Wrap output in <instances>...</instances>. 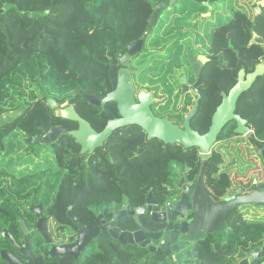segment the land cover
<instances>
[{"label": "trees", "instance_id": "16d2710c", "mask_svg": "<svg viewBox=\"0 0 264 264\" xmlns=\"http://www.w3.org/2000/svg\"><path fill=\"white\" fill-rule=\"evenodd\" d=\"M169 2L0 0V166L11 170L5 173L9 178L0 183V249L15 250L10 240L2 237L3 229L22 242L19 219L30 227L34 212L27 209L23 214L17 202L26 199L31 205L33 192L40 195L38 202L47 217L49 233L67 239L76 228L67 219L69 206L81 223L92 225L104 209L110 218L112 208L118 211L124 205H143L149 192L157 206L164 204L175 192L178 173L185 181L195 180L203 163L196 147L148 140L133 124L122 134L115 135L114 131L104 147L96 150L99 156L86 157L67 133L77 127L76 122L58 116L46 96L39 98L30 90V97L25 98L27 81L60 95L51 98L58 106L74 98L79 115L101 131L107 120L117 115L115 103L108 102L101 110L83 97L82 90L87 89L97 99L105 96L109 63L115 64L128 44L142 39L144 50L130 65L135 86L154 93L151 109L155 115L181 124L195 97L187 93L180 98L179 78L185 71L179 70L187 58L180 41L190 37L191 43L209 57L200 73L198 108L190 119L192 129L206 132L221 102V92L227 93L234 86L239 70L249 73L264 64V4L257 10L255 0ZM159 3L165 7L152 26L149 19ZM213 10L218 19L220 10L225 13V19L216 26ZM206 13L209 16L202 15ZM187 81L192 83L193 75ZM19 108L9 118H1ZM235 112L251 126L249 141L262 158L264 74L239 95ZM46 126H62L65 132L49 144L32 142L47 132ZM234 127V122L227 123L218 140L236 136ZM30 151L42 155L33 162L34 168L40 169L38 174H22L23 170L15 174L17 159L31 160ZM133 222L124 223L130 227ZM115 241L103 229L85 253L86 264H112L116 253L126 264H238L246 254L262 249L264 219L248 221L240 209L230 211L223 229L201 241L196 263L190 256L189 260L181 254L152 256L145 254L143 247ZM261 262L264 256L258 259V264ZM0 264L7 262L0 260Z\"/></svg>", "mask_w": 264, "mask_h": 264}, {"label": "water", "instance_id": "95a60500", "mask_svg": "<svg viewBox=\"0 0 264 264\" xmlns=\"http://www.w3.org/2000/svg\"><path fill=\"white\" fill-rule=\"evenodd\" d=\"M176 0H170L169 5L174 4ZM165 7L164 3H159L155 5L154 10L150 16L149 24L154 26L158 18V14ZM260 40V38H256ZM143 41L140 39L129 45H127V51L119 59L120 68L115 71L114 63L111 61L109 63L110 70L109 83H105L107 93L101 99H97L87 93V89L82 90V95L90 103L101 107L104 109L108 102H114L116 104L119 117L107 120L104 128L101 131H96L91 124L81 117L79 113L74 108V98H70L66 105H59L56 110L58 116L63 119H68L77 123V127L67 131V133L75 139V141L80 146V153L84 154L86 152L91 153L96 148L101 147L107 139L112 135V133L124 126L128 125H138L143 132L146 134L148 140L158 139L164 144H180L184 148L196 147L200 154L210 153L213 146L218 141V136L224 126L229 122H234L235 127L233 129L234 133L240 136L248 134L249 125L245 118H242L236 111V103L239 95L246 91L256 78L264 74V64H259L255 67L252 72L246 73L244 69H240L238 72L237 82L232 88L226 93L221 92V102L216 107L215 111L211 116V123L208 130L204 133H199L192 129L190 126V119L195 114L198 108L199 93L197 88L201 84L200 73L204 64L208 62V58L204 55H198L195 62L191 63V70L195 74L196 81L194 82L191 93L195 96L194 103L190 111L184 115L181 124H174L169 121L166 117H160L153 113L151 105L154 103L153 94L146 90H140L135 95V85L132 77V72L128 68V59L131 54H134L139 49H141ZM185 77L182 76L180 82L182 83V93L188 90V87L183 83ZM48 104L53 107L57 106L54 99H48ZM47 132L44 135L32 138V142L35 140L39 143L49 144L55 141V139L62 133L65 132V128L62 126H46ZM262 156V161L264 163V150L260 151ZM205 173L204 162L201 165L200 173L197 177L196 182L186 183L184 179L180 180V185L182 186V198L180 202L174 205L178 209V215L172 217L171 220L179 219L183 217V214L187 211H193L195 218L191 224L186 228L189 232V239L195 241L194 247L191 250V256L195 259V263L199 262L198 250L201 245V240L203 239L205 233H217L221 231L225 225V221L230 211L240 208L243 205H257L264 207V184L254 187L249 193H241V189L236 190V196L231 200L226 201H214L209 197V194L203 187V176ZM152 193L149 192L145 199V204L134 210L137 216L148 207L151 209V199ZM186 203L185 206L183 204ZM148 205V206H146ZM126 205L123 206V210ZM164 208V207H162ZM29 210L33 211L36 216H41L42 204L38 206L30 205ZM70 218L74 222H77L78 218L70 215ZM156 214H153V218ZM115 221L107 224V226H115L114 230H109V233L122 244H133L136 243L139 246H144L147 242L142 243L138 238L140 231L131 232L123 231L121 232L117 228V220L119 219L118 213L113 215ZM19 226L24 234V244L17 242L14 237L6 230L3 229L1 232L2 237L7 238L10 242L27 257V262L23 263L21 260L15 256L12 252L6 249H0V260H4L7 264H33L34 257L31 255L30 248V232L29 228L25 224L23 219H19ZM38 230L42 233L43 237L46 238L47 242H51L50 235L47 232L46 218L43 217L39 221L37 226ZM79 230L77 237L74 242L63 245H52L51 254L54 250H58L61 256L68 253L72 254L74 250H83L86 245L90 242V239L97 235L100 231L99 227L86 228L82 227L81 223L77 224ZM185 230V231H186ZM195 231H198L193 235ZM164 232V231H163ZM119 234V235H117ZM174 235V236H173ZM163 240L161 241L162 250L172 251L178 250L179 247H186L189 245V241L184 242H173L176 239V232L173 231L169 237L167 233H164ZM173 242L171 245H165L166 243ZM149 243V240H148ZM156 243V242H152ZM214 248V244H212ZM152 250L153 246L148 247ZM264 256V244L261 250L251 251L246 254L243 259H241L238 264H258V259ZM42 258V256H41ZM61 260H59L60 264ZM42 264V262H41ZM260 264H264L261 262Z\"/></svg>", "mask_w": 264, "mask_h": 264}, {"label": "flooded vegetation", "instance_id": "af4514ba", "mask_svg": "<svg viewBox=\"0 0 264 264\" xmlns=\"http://www.w3.org/2000/svg\"><path fill=\"white\" fill-rule=\"evenodd\" d=\"M202 15L203 16H209V13L202 14ZM147 34H148V32H145V36ZM186 39L181 40L180 43L183 44V47L184 48H188V50L193 51L192 48H189V46L191 45V43L189 45V42H187ZM142 41H143V43H142L141 49H139L134 54H131L130 55V58L128 59V65L127 66H128L129 69H130L131 63L134 62V61H136V60H138L139 56L141 55L142 51L144 50V40H142ZM122 55L118 56L117 57V60L115 61V64H114L115 71H117L120 68L119 59L122 57ZM198 55H204V56H206L209 59V57L207 55L202 54L201 52L200 53H196V54H193V53L188 54V57L186 59V65L189 67V69H188V71L185 70V72L182 74V76L185 77L183 83L188 87V90H186L184 93L181 92L182 91V86H181L182 83L180 82V79L182 78V76H181L179 78V83H180V86H181L180 98L183 95L187 94V93H190L191 95H193L191 93L190 89L192 88L194 82L196 81V78H195L194 72L191 70V67H190L191 63L189 62V58L191 59L192 62H195L197 60V58H198ZM190 75H193V77H194V81L192 83H189L187 81V79H188V77ZM132 77H133V75H132ZM134 85H135V82H134ZM143 89L146 90V91H148V92H151L153 94V98H154V102H155L154 93L152 91H149V90L145 89V88H137L135 86V95L140 90H143ZM194 99H195V97H194ZM193 103H194V101H193ZM115 107H116V104H115ZM116 110H117V108H116ZM117 117H119L118 111H117V115H115L113 118H117ZM110 119H112V118H110ZM127 127L128 126L121 127L120 130H117L116 129L115 130V135L116 134H122L124 131H126V128ZM142 132H143V130H142ZM145 136H146V134H145ZM105 143L101 147H104ZM101 147H98V148H101ZM98 148H96L91 153L86 152V153H84V155L86 157H89V156H99V154L96 152V150ZM199 173H200V171L196 175L195 180H193V181H185L184 180V182H186V183L196 182ZM205 173H206V170H205ZM181 179H184V178L182 177V175L180 173H178V180L174 182L175 183V192L172 194V196L164 204H162L160 206H157L156 205V202L154 200V197L152 195L151 196V199H152L151 209H148V207H145V209H143V211L137 216V220H136V215H135L134 210H136L140 206L139 207H134V208H129L126 205V208L124 210H123V207L120 210H118V211H115V208H112V212H111V217L110 218H107L108 211L106 209H104L103 212L97 214V218H94L93 219V221H92L93 224L92 225H86L83 222L82 223L80 222L78 216H76L74 213H71V208L72 207L69 206V208L67 210V219L69 221H72L73 223H75L76 228H75V232L72 235V237L71 238H67V239H63L62 237L57 238L56 237L57 235L56 236H52L49 233V230H48V227H47V217H46V215H44V210H43V207H42V210H41L42 214H41V216L38 217V216H36L35 213H33L34 214V217H35L34 229L40 235L39 237H37V240H35V244H33V245H31L32 244L31 243V240L32 239H30V248H29V251H30L31 255L34 257L33 264H41V262H42V264H59V260H61L60 264H64V263H67V264H86L85 253H86L87 250H89L91 248L92 241H94L95 238L97 236H99V234L102 232L103 229L105 230V232L112 239L116 240L115 242L120 243L118 241V239L114 238L109 233V230L110 229L111 230H114L115 229V226H112V227L107 226L108 223H110L112 221H115V219L113 218V215L115 213L116 214L118 213V215H119V219L117 220V228L121 232L126 231V230L131 231V232L140 231L139 234H138V238L140 239V242H142V243L147 242L146 245L140 246V247H143L145 249V254H147V255H152L153 254L154 255V254H157L158 253V254H161L162 256L171 255L172 257L173 256L175 257L176 255L180 254L181 251H183L185 249H188V248H191L189 250V256L192 257L191 256V250L194 247L195 241H193L192 239H189V232H188V229L186 230V228H188V226L194 220V218H195L194 212L192 210L191 211H187L186 213L183 214V217L182 218H179V219L177 218V219H174V220H171L170 219V216L174 217V216L178 215V213H179L178 209L175 208L174 205L177 204L178 202H180V200L182 198V186L180 185V180ZM203 181H204V176H203ZM253 188H254V185L247 186V184H246V185H244V187L241 186V193L242 194L249 193ZM237 189H239V188H237ZM237 189H235V196H236V190ZM206 192L209 194V197L211 199H213L215 202L216 201H226L224 199L223 200L217 199V197H215L207 189H206ZM228 200H231V199H227V201ZM185 205H186V203L183 204V206H185ZM146 206H148V205H146ZM162 207H164V208H162ZM236 209H240V208H236ZM68 213L70 215L72 214L73 216L77 217L78 218L77 222H74L72 220V218H70V216L68 215ZM153 214H156V216L154 218L152 217ZM43 217L46 218L47 232H48V234L50 235V238H51V242L50 243L47 242L46 238L43 237L42 233L37 228V226L39 225V221L41 219L43 221ZM96 220H97V222H96ZM130 220L131 221L134 220L136 223L133 222V225H131L130 227L125 226V223L124 222L125 221H130ZM78 223H81L82 224V227H86V228L87 227L88 228H93V227L98 226L99 229H100V231H99V233L97 235L93 236L90 239V242L86 245V247L83 250H79V249L78 250H74V251H72V254L68 253V254L63 255V256H61L60 254H58L59 253L58 250H54L52 252V254H51V246L52 245H58L59 246V245H63V244H69V243H72V242L75 241V239L77 237V234L79 232V230L77 228V224ZM173 231L176 232V239L173 242H179V241L184 242V241H187L188 240L189 241V245L186 246V247H179L178 250H176V251H172L171 248L169 250H162L161 248H162L163 245L161 244V241L164 238L163 237L164 233H167L168 236L170 237L171 236V233ZM29 232H30V230H29ZM196 233L198 234V231H195L193 233V235H195ZM211 234L212 233H205L203 239L206 240L207 237L210 236ZM117 235H119V234H117ZM30 237H31V232H30ZM203 239L201 240L202 242L204 241ZM148 240H149V243H148ZM153 241L156 242V243H153L152 244ZM19 243H21L22 245L24 244V237H23L22 242H19ZM172 243L169 242V243H166L165 245H171ZM120 244L123 245V246L129 245V243H127V244L120 243ZM130 245H132L133 247H139V245L136 244V243H133V244H130ZM149 246H153L152 250H149V248H148ZM10 252H12L15 256H17L21 260V262H23V263L27 262V257L23 253H21L16 247H15V250L14 251H10ZM41 256H42V258H41ZM115 260L117 261V264H126L125 262H123L121 260L120 255L118 253L115 254ZM115 260H114V262L112 264H115ZM193 260H195V259L193 258Z\"/></svg>", "mask_w": 264, "mask_h": 264}, {"label": "rangeland", "instance_id": "374dc122", "mask_svg": "<svg viewBox=\"0 0 264 264\" xmlns=\"http://www.w3.org/2000/svg\"><path fill=\"white\" fill-rule=\"evenodd\" d=\"M260 4H264V0H255L254 5L258 10ZM168 8H171L168 7ZM212 12L214 16V25L225 19V13L220 10V18L218 19L217 12L213 10ZM202 22V21H200ZM208 23V22H206ZM202 25V24H201ZM191 38H187L186 41L191 43ZM193 49V54L200 53V49L195 46L193 43L190 45ZM188 48H184V56L188 57L187 54ZM187 59V58H186ZM189 67L186 65V61L184 62V66L179 72L188 71ZM27 89L25 98L28 99L30 97V90H33V94L38 96L39 98L46 96L48 99H51L53 96H59L57 93L49 92L42 88L38 83L33 84L29 81L26 82ZM67 101L62 102L61 104L66 105ZM60 104V105H61ZM59 106H56V110ZM21 108L16 109L12 112H7L5 116H1L2 119L9 118L15 112H18ZM250 133L240 136L236 135L231 138H224L218 140L217 143L213 146L210 153L201 154V158L205 164L206 173L204 174L203 187L206 190H209L217 199L227 200L232 199L235 196V189L244 187L246 184L254 185L257 187L259 185L264 184V163L262 158L260 157L257 149L250 143L249 136ZM36 145L34 146V148ZM46 149L50 148L48 145L45 146ZM47 154H50L48 150ZM30 155L32 157L31 160L27 162H23L19 158L17 159L16 166L13 167L15 174L18 175L19 170H23L22 174L33 173L36 176L40 169L36 170L34 168L33 162L38 161L41 153L37 151L35 154L34 151H30ZM2 168V170H1ZM9 167L0 166V183H2L3 178H9V176H5L6 172H10ZM31 201L33 206L39 205V197L40 195L35 192L31 194ZM20 210L25 214V211L30 206V203L26 199L17 202ZM240 211L244 218L248 221H258L264 219V207H260L257 205L249 204L243 205L240 207ZM32 224L30 227L28 226L31 232V245L35 244V240L40 235L34 229L35 217L34 214L31 216ZM34 239V240H33ZM191 248L185 249L180 252L183 258L190 259L189 250ZM115 257H112V263L114 262Z\"/></svg>", "mask_w": 264, "mask_h": 264}, {"label": "built area", "instance_id": "2783aa9c", "mask_svg": "<svg viewBox=\"0 0 264 264\" xmlns=\"http://www.w3.org/2000/svg\"><path fill=\"white\" fill-rule=\"evenodd\" d=\"M248 133H253V130H252V128H251V126H249V131H248Z\"/></svg>", "mask_w": 264, "mask_h": 264}]
</instances>
